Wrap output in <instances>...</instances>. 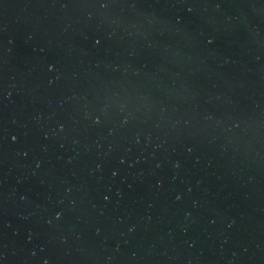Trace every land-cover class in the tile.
I'll return each instance as SVG.
<instances>
[{
  "label": "water",
  "instance_id": "1",
  "mask_svg": "<svg viewBox=\"0 0 264 264\" xmlns=\"http://www.w3.org/2000/svg\"><path fill=\"white\" fill-rule=\"evenodd\" d=\"M0 264H264V0H0Z\"/></svg>",
  "mask_w": 264,
  "mask_h": 264
}]
</instances>
